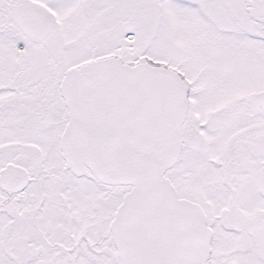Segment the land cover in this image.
<instances>
[{
    "label": "snow or ice",
    "instance_id": "1",
    "mask_svg": "<svg viewBox=\"0 0 264 264\" xmlns=\"http://www.w3.org/2000/svg\"><path fill=\"white\" fill-rule=\"evenodd\" d=\"M0 264H264V0H0Z\"/></svg>",
    "mask_w": 264,
    "mask_h": 264
}]
</instances>
